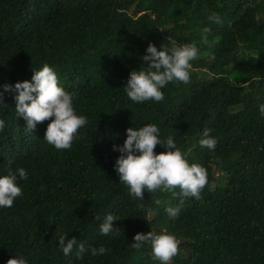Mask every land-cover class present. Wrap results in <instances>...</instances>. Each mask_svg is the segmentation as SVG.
Segmentation results:
<instances>
[{"label": "trees", "instance_id": "16d2710c", "mask_svg": "<svg viewBox=\"0 0 264 264\" xmlns=\"http://www.w3.org/2000/svg\"><path fill=\"white\" fill-rule=\"evenodd\" d=\"M173 42L197 45L190 82L167 84L159 103L131 101L125 86L131 71L147 67L149 43L159 51ZM44 64L76 93L74 109L88 123L70 149L57 150L44 140L54 118L28 133L15 112L18 92L4 94L0 176L22 167L28 178H18L23 194L13 206L0 208V264L18 256L28 264H161L150 242L131 247L150 231L180 241L169 264H264V0H0V86L31 82ZM150 124L207 170L201 198H184L176 219L166 208L179 198L145 190L140 201L115 171L113 146H123L127 129ZM204 129L215 150L200 146ZM108 214L119 218V235L101 234ZM60 233L84 244L82 256L78 246L63 254ZM100 246L109 251L92 256Z\"/></svg>", "mask_w": 264, "mask_h": 264}, {"label": "clouds", "instance_id": "9594fccd", "mask_svg": "<svg viewBox=\"0 0 264 264\" xmlns=\"http://www.w3.org/2000/svg\"><path fill=\"white\" fill-rule=\"evenodd\" d=\"M210 21L220 23V17L213 13L209 16ZM210 28L202 30V43L208 42ZM147 54L142 60L147 67L139 71L133 70L125 86L127 97L135 103L146 101L162 102L165 97L161 89L167 84L179 81L188 84L191 79L192 63L198 58V48L195 42L189 44L172 43L170 48L163 47L162 50L149 43ZM0 108L7 107L4 104V94L18 92L15 112L17 117H23L27 122L26 132L31 133L38 123L46 120L48 124L44 140L53 145L57 150H68L72 147L74 139L80 128L88 123V118L77 115L73 106L75 92H68L60 86L56 72L48 64H44L41 70L35 71L32 81L17 82L14 86L8 83L0 86ZM259 111L264 113V104L259 106ZM5 120L0 119V131L5 128ZM211 129H204L200 146L209 150H215L217 139L210 136ZM127 139L123 146H113L114 151L121 155L115 163V171L119 181L129 187V195L144 201L145 190L155 193L157 190L171 192L174 198H179L180 203L175 207L166 208L171 219L178 218L184 198H201V192L208 183L207 170L202 165L189 164L186 153L182 152L173 137L169 136L162 141L160 129L155 124L145 125L140 129L129 128L126 132ZM161 145L167 149L166 152L156 154L154 149ZM139 153V154H137ZM11 161H9V165ZM19 180H26L28 174L22 167L13 172L10 168L7 175L0 176V208H11L17 197L23 194L18 186ZM179 188V192L175 189ZM161 203L159 199L155 201ZM137 207L144 210V204ZM99 220L100 217L96 216ZM118 217L108 214L104 223L100 226L101 234L104 236H116L121 233L122 228L113 227V221ZM146 242H150L152 258L161 264H169L172 258L178 255L180 241L166 232L157 234L150 231L147 234L138 233L134 237L131 247L139 250ZM60 250L68 256L78 246V257L85 252L83 243L73 237L68 238L65 233L59 234ZM109 249L100 246L91 249V255H104ZM7 264H28L24 256L14 257Z\"/></svg>", "mask_w": 264, "mask_h": 264}, {"label": "rangeland", "instance_id": "374dc122", "mask_svg": "<svg viewBox=\"0 0 264 264\" xmlns=\"http://www.w3.org/2000/svg\"><path fill=\"white\" fill-rule=\"evenodd\" d=\"M215 179L217 180V184L221 185L222 183H224V177L220 173H215Z\"/></svg>", "mask_w": 264, "mask_h": 264}]
</instances>
